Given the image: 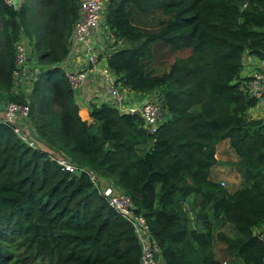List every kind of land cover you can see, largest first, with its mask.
I'll return each mask as SVG.
<instances>
[{
    "label": "trees",
    "instance_id": "1",
    "mask_svg": "<svg viewBox=\"0 0 264 264\" xmlns=\"http://www.w3.org/2000/svg\"><path fill=\"white\" fill-rule=\"evenodd\" d=\"M78 7L79 0H0V107L28 104L43 146H28L0 123V264H141L131 223L99 191L110 180L145 218L162 264H224L213 248L216 225L232 231L218 232L226 264H264L255 233L264 224V121L251 115L258 99L242 76L246 56L264 61V0L106 2V64L127 90L157 93L155 132L112 105L77 104L57 64L71 48ZM22 35L45 68L15 92ZM162 55L172 62L159 72ZM223 140L244 176L232 193L210 179ZM56 153L84 170L62 169Z\"/></svg>",
    "mask_w": 264,
    "mask_h": 264
},
{
    "label": "built area",
    "instance_id": "2",
    "mask_svg": "<svg viewBox=\"0 0 264 264\" xmlns=\"http://www.w3.org/2000/svg\"><path fill=\"white\" fill-rule=\"evenodd\" d=\"M9 6L15 5L16 0H4ZM108 0H79L78 17L73 24L71 35V48L76 46L81 51L86 63L95 65L98 62V51L94 44L87 41V35L92 29H99L100 27L107 28L104 24V10ZM245 6V4H244ZM24 36V35H23ZM29 57V42L23 37L20 39L15 48V68L13 69L14 91L24 88L25 79L32 73V79H36V66L31 69L28 66ZM247 57V56H246ZM61 69L65 78L70 83L72 89L75 91L85 81L86 71L79 69H72L60 63ZM99 73L102 81L105 84V89L112 98L113 106L121 113H131L139 115L145 128L150 132H155L162 123L163 108L157 98L143 101L140 105L133 103H125V96L120 89L119 83L116 82V76L106 65L99 67ZM31 82H29L28 89ZM244 88L249 93L258 98L264 97V61L258 60L253 63L248 77L244 80ZM0 123L10 126L22 142L32 148H42L35 139L34 128L29 121V105L18 103H7L0 109ZM51 158L55 160L62 169L71 173H80L84 169L68 160L67 158L51 154ZM92 181L96 180L93 173H89ZM224 186V183H221ZM100 193L108 201L109 205L113 207L117 213L129 221L133 227L134 233L138 237L141 248V264H162L155 255L157 249L153 241L149 237L148 225L142 215L134 213V205L130 197L115 186L108 184L103 188H99ZM257 237L264 243V224L255 231ZM224 261V264H226Z\"/></svg>",
    "mask_w": 264,
    "mask_h": 264
},
{
    "label": "crops",
    "instance_id": "3",
    "mask_svg": "<svg viewBox=\"0 0 264 264\" xmlns=\"http://www.w3.org/2000/svg\"><path fill=\"white\" fill-rule=\"evenodd\" d=\"M100 29L101 27L99 29H92L89 31L87 35V41L94 44L97 48L98 51L97 64L90 65L86 63L83 55L81 54V51L76 46L69 49L67 56L61 62L62 65H66L69 68L83 70L86 71L87 73L85 81L77 88V90L74 91L75 100L79 106L90 107V104L100 105L102 103H106L113 106L112 98L109 95V93L106 91L105 84L102 81L101 75L98 70L101 65H106V55L109 49L108 48L109 44L107 45V43L109 42L111 43L113 39L111 38L109 33L106 36L103 34V32L100 31ZM255 61L256 58L254 57L251 56L245 57V62L247 67H245L244 71L242 72L243 77H248L249 71L251 70V67L253 66V63ZM244 72H245V76L243 75ZM119 86L125 96V103L127 104L133 103L135 105H140L143 101L147 100L151 95V93L145 94L141 92L129 91L126 88L122 87L120 83ZM3 106L4 105H2L0 109H2ZM224 141L225 140L221 141L216 145L215 156L217 154V150L219 149V146L223 145ZM216 159L218 162L217 156ZM211 170L212 167L210 169V174H211ZM210 179L213 180L211 176ZM108 184H112V183H108Z\"/></svg>",
    "mask_w": 264,
    "mask_h": 264
},
{
    "label": "rangeland",
    "instance_id": "4",
    "mask_svg": "<svg viewBox=\"0 0 264 264\" xmlns=\"http://www.w3.org/2000/svg\"><path fill=\"white\" fill-rule=\"evenodd\" d=\"M100 31L103 32V34L106 36L109 33L107 28H104V27H102ZM23 37L25 36L22 35L20 39H22ZM0 44H1V40H0ZM108 44H110V42L107 43V45ZM180 55H182L181 57L186 56L185 54H179V56ZM165 56L166 55H162L159 59H157L156 63H154L155 69L159 72L167 69L169 64L172 62L171 57H169L168 60H165ZM28 66L30 69L34 66H36V68H42V70L45 68V66L40 67V64L38 62V54L36 50H34L32 43H29ZM57 66L61 68L60 63L57 64ZM243 75L245 76V72L243 73ZM31 79H32V73L29 74V76H27V78L25 79V81H27L24 83L25 90H28L29 82L31 81L33 82V80ZM156 97H157L156 92L151 93V95L149 96L150 99H154ZM250 112H251L252 117L259 118V119H261L262 117L264 121V97L258 98L257 105L254 106L250 110ZM216 156L218 158V162L214 166H212V170L210 174L211 178L217 183H219L224 189H226L228 192H231V193L234 192L236 189L242 188L244 186V176H243L242 170L237 165L239 157L230 147V144L227 140L223 142V145L219 146ZM110 183L113 184L114 181L110 180ZM221 183H224V186ZM220 231L224 232L225 234H229V235H232V231L230 227L222 229L220 225L215 226L214 247L213 248H214L216 257L222 262L223 260L224 261L227 260V258L225 257L226 255L224 252V246L219 241V238H218V232ZM228 260H229V264L230 262L231 264H237V263L242 264L241 260L236 257L235 258L231 257V259H228Z\"/></svg>",
    "mask_w": 264,
    "mask_h": 264
}]
</instances>
